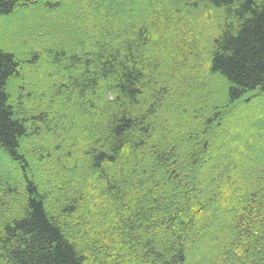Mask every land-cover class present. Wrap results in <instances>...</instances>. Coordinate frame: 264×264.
Wrapping results in <instances>:
<instances>
[{
	"label": "trees",
	"instance_id": "16d2710c",
	"mask_svg": "<svg viewBox=\"0 0 264 264\" xmlns=\"http://www.w3.org/2000/svg\"><path fill=\"white\" fill-rule=\"evenodd\" d=\"M0 21V264H264L263 118L228 121L264 96V0Z\"/></svg>",
	"mask_w": 264,
	"mask_h": 264
},
{
	"label": "rangeland",
	"instance_id": "374dc122",
	"mask_svg": "<svg viewBox=\"0 0 264 264\" xmlns=\"http://www.w3.org/2000/svg\"><path fill=\"white\" fill-rule=\"evenodd\" d=\"M1 22V21H0ZM3 23V22H2ZM20 24L16 25V26H13V25H10L12 26L13 29H20L22 27L19 26ZM19 26V27H18ZM5 26H1L0 24V31L4 30ZM254 102L252 103H248V104H245V103H237L234 108H233V111L231 112V114L229 115L228 117V121L231 123H234V122H239L238 121V118L241 117V116H244V115H248L249 113H253L254 110H258L257 113L254 112V118L256 119H259L260 117L263 118V122H264V96L262 97H259L258 99L256 100H253ZM258 108V109H257ZM260 118V119H261ZM259 119V120H260ZM235 123L233 124V127L229 128V130H231V132H234L233 134H237V133H242V128H241V125L238 123ZM261 123V122H260ZM236 131V132H235ZM234 135V136H235ZM222 137V136H221ZM225 137H222L220 139H217V145H221L220 142H221V139H224ZM222 143V142H221ZM257 144V148L260 146V145H264V140L263 141H258L256 142Z\"/></svg>",
	"mask_w": 264,
	"mask_h": 264
}]
</instances>
